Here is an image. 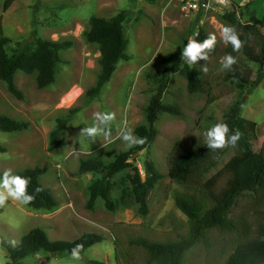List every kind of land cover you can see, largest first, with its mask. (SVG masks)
<instances>
[{
    "label": "rangeland",
    "instance_id": "obj_1",
    "mask_svg": "<svg viewBox=\"0 0 264 264\" xmlns=\"http://www.w3.org/2000/svg\"><path fill=\"white\" fill-rule=\"evenodd\" d=\"M122 10L126 12L128 56L118 62L98 95L87 99L85 90L95 84L99 73L100 52L98 44L85 39L84 31L92 16L110 18ZM229 12H234L235 22L226 18ZM252 14L264 17V0H231L217 10L188 16L181 12L178 0H0L2 35L10 39L7 53L33 45L36 38L73 42L71 47L60 50L61 60L49 86L37 88L35 73L17 71L14 82L24 96L17 99L0 81V114L29 122L22 131L0 130V144L6 147V151L0 152V172L44 167L40 183L57 199V206L51 210L9 200L0 208V239L5 246L12 247V241L17 244L32 228L43 229L50 240H72L84 232L103 236L102 241L85 249L79 260L58 252L40 251L25 257L22 264H88L91 260L100 264H153L147 261L143 249L131 242L134 238L164 242L188 233L187 217L176 206L174 196L188 195L202 209L207 201L199 185L181 184L168 176L170 154L175 149L182 152L200 144L206 146L204 132L238 101L241 116L260 125V136L252 141L254 148L258 151L264 147V76L254 88L240 90L234 82L224 79L225 70H221L220 63L225 55L234 56L227 50L229 44L221 39L223 27H232L239 35L242 30L237 21L245 24ZM201 30L206 36L214 33L217 43L207 62L200 60L189 66L198 78V89L190 92L187 78L180 71L171 72L161 98L163 103L176 105L180 113H161L154 124L156 135L150 145L142 151L135 150L137 145L128 148L118 136L119 129L126 125L137 136L135 128L145 122V108L156 93L163 69L167 65H183V47ZM258 33L264 40V28H258ZM206 63L208 72L204 73L201 68ZM248 66L255 78L258 67ZM75 108L77 111L63 127L60 146L49 150V134L57 118ZM96 112H114L116 119L110 137L100 136L93 142L79 134L93 124ZM121 151L132 152L130 161L138 167L143 168L142 161L147 158L162 174L148 194V212L144 216L131 195L121 194L124 185L120 179L129 169L113 178V211L105 207L101 198L96 199L93 209L85 206L93 175L77 173L79 160L94 158L107 163ZM234 153V149L228 150L204 179ZM249 201L251 198L246 196L240 198L238 207ZM251 221L257 227L261 219L253 215ZM208 238L185 253L183 264H225L230 251L228 236L212 230ZM5 246H0V264L8 261ZM116 247L125 253L124 258L118 256Z\"/></svg>",
    "mask_w": 264,
    "mask_h": 264
},
{
    "label": "trees",
    "instance_id": "obj_2",
    "mask_svg": "<svg viewBox=\"0 0 264 264\" xmlns=\"http://www.w3.org/2000/svg\"><path fill=\"white\" fill-rule=\"evenodd\" d=\"M153 2L154 0H149ZM226 18L235 22L234 12H229ZM126 12L119 11L110 18L92 16L88 22V28L84 31L85 39L99 46V73L93 86L85 90L87 99H92L100 92L103 85L111 78L120 60L127 58L126 48L128 39L124 34ZM237 26L242 30L239 34L243 47L239 53L234 52L232 45H228V52L234 54L237 62L232 71L225 70L224 79L235 83L240 90L254 88L264 76V40L258 33V28H264V17L258 18L250 15L245 24L237 21ZM254 36V37H253ZM207 36L201 30L195 37L203 41ZM10 39L2 35L0 25V81L6 86L8 92L17 99H23V93L14 82L17 71L26 74L35 73L37 88L49 86L55 78L56 65L61 60L60 50L72 46L71 40H51L36 38L35 43L26 45L22 49H16L11 54L7 53L6 46ZM249 64L258 67L256 77L252 78ZM180 71L187 78L190 92L198 89V78L189 65H167L161 74L156 93L153 94L145 108V122L135 128L139 138H145L143 145H137L135 150L142 151L147 148L156 135L155 122L163 112L179 114L176 105L163 103L162 93L166 88L169 74ZM77 108L70 109L64 117L57 118L54 128L49 134V150L57 149L61 144L63 127ZM241 102L228 108L222 117L214 123H227L231 135L239 130L241 139L236 147H225L216 151L207 146L197 145L184 151L174 150L169 157L168 176L181 184L199 185L202 188L206 207L202 209L190 196L176 194L174 201L178 209L187 217L188 233L181 235L176 240L164 242L151 241L145 237H136L131 241L141 247L145 252L147 261L153 264H183L185 253L200 240H209V233L216 230L222 236H228L229 248L225 264H264V147L256 150L253 140L260 136V125L241 116ZM27 121L14 119L8 115L0 114V130L4 132H16L26 129ZM235 153L214 174L204 179V176L221 163L222 157L230 149ZM6 151V147L0 144V152ZM132 152L121 151L110 162H104L94 158H81L78 165V174L91 173L93 175L89 185V196L85 206L91 210L96 199L101 198L107 209L113 211L116 207L112 196L115 186L113 178L124 170L129 171L120 179L123 188L121 194L131 195L137 210L141 215L148 212V194L154 188L162 174L155 165L144 158L142 166L144 175L139 173L138 166L130 161ZM44 167H29L14 174L29 177L31 183L28 186L29 194L34 195L32 203L26 205L34 209L51 210L57 206V199L50 191L40 183V176L45 172ZM3 172H0L2 175ZM219 182L223 186L219 187ZM36 189H40L39 192ZM251 198V201L239 205L242 197ZM238 207L236 210L235 208ZM256 215L261 219L257 227L252 223L251 217ZM103 236L95 232H84L72 240H50L46 232L41 228H32L25 233L19 242L12 247L5 246L0 239V246H5L7 252V264H22L21 261L40 251L48 253H62L70 255L71 249L78 244L83 245V251L97 242L102 241ZM81 253V254H82ZM116 253L121 258L125 253L116 247ZM88 264H100L97 260H91Z\"/></svg>",
    "mask_w": 264,
    "mask_h": 264
},
{
    "label": "clouds",
    "instance_id": "obj_3",
    "mask_svg": "<svg viewBox=\"0 0 264 264\" xmlns=\"http://www.w3.org/2000/svg\"><path fill=\"white\" fill-rule=\"evenodd\" d=\"M219 2L223 3L224 0H219ZM221 39L225 44H231L234 52L239 53L243 47V42L232 27H223ZM216 43L217 36L214 33H210L202 42L189 38L186 46L183 47L181 58L189 66L197 64L200 60L207 62L209 54L215 49ZM236 62V58L233 55H225L220 61L221 70L232 71L233 65ZM201 71L204 73L208 72L207 63L201 68ZM115 119L116 115L114 112H96L93 116V124L84 127L79 136L88 137L93 142L100 136L107 139L111 135V125ZM230 131L227 123H216L204 132L206 146L212 151L224 149L229 146L236 147L241 139L242 133L236 130L229 135ZM118 136L128 148L143 145L146 142L145 138L135 136L133 130L126 125L119 129ZM30 183L31 179L29 177H23L14 174L11 169H5L2 175H0V208L5 207L9 200L19 202L22 205L32 203L35 197L28 192ZM36 191L39 192L40 189H36ZM12 244L15 246L16 242L12 241ZM82 251L83 245H76L71 249V259H81Z\"/></svg>",
    "mask_w": 264,
    "mask_h": 264
},
{
    "label": "built area",
    "instance_id": "obj_4",
    "mask_svg": "<svg viewBox=\"0 0 264 264\" xmlns=\"http://www.w3.org/2000/svg\"><path fill=\"white\" fill-rule=\"evenodd\" d=\"M180 4L181 12L188 16L191 13L196 12H207L210 10H217L220 7L231 2V0H224L223 3L219 2V0H178ZM197 36L195 33L194 37ZM141 174L144 173V169L142 167H138Z\"/></svg>",
    "mask_w": 264,
    "mask_h": 264
}]
</instances>
